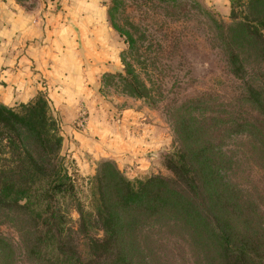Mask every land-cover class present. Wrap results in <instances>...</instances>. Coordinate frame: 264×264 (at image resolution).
Wrapping results in <instances>:
<instances>
[{
    "label": "trees",
    "instance_id": "obj_1",
    "mask_svg": "<svg viewBox=\"0 0 264 264\" xmlns=\"http://www.w3.org/2000/svg\"><path fill=\"white\" fill-rule=\"evenodd\" d=\"M226 4L231 22L210 21L231 73L242 78L251 58L264 64V0ZM237 6L253 17L240 16ZM126 71L119 74L125 89L147 102L145 84ZM258 78L241 97L257 117L232 122L235 133L246 132L264 175V68ZM50 100L40 92L15 106L0 103V209H20L35 224L38 231L27 248L34 264H142L138 231L150 219L166 224L171 234H184L188 251H203L211 264H257L264 236L257 229L254 203L223 174L219 145L200 139L205 123L176 127L180 144L165 155L171 177H131L113 159H101L86 172L83 190L76 169L67 166L76 162ZM209 124L211 130L218 128ZM72 209L79 215V238L69 236ZM3 252L0 248V264Z\"/></svg>",
    "mask_w": 264,
    "mask_h": 264
},
{
    "label": "rangeland",
    "instance_id": "obj_2",
    "mask_svg": "<svg viewBox=\"0 0 264 264\" xmlns=\"http://www.w3.org/2000/svg\"><path fill=\"white\" fill-rule=\"evenodd\" d=\"M105 3L108 22L121 46L114 51L116 68L101 77L100 95L114 122L119 123L117 119L121 116H134L136 121L149 124L152 138L159 139L143 146L140 174L171 177L165 155L180 144L176 127L182 128V122H192L194 127L205 123L200 139L219 145L223 174L253 201L257 229L264 236V175L246 132L235 133L232 122L234 118L254 121L257 117L256 111L246 107L241 97L247 84L259 81L264 64L251 58L244 64L242 78L231 73L217 28L210 21L212 17L230 23L229 6L209 0H106ZM237 9L240 16L253 17L243 6ZM126 70L145 84L147 102L125 89L119 74L126 75ZM210 122H215L218 128L213 126L211 130ZM78 152L81 153L75 154L76 163L67 166L76 169L77 185L84 190L86 157L82 151ZM70 215L73 221L69 236L79 238L75 231L79 215L75 209ZM169 229L159 220L143 222L138 231L142 264H211L210 255L203 251L191 254L185 235L171 234ZM37 231L20 209H0V235L5 239L0 246L5 258L2 264H34L27 248ZM256 261L264 264V247Z\"/></svg>",
    "mask_w": 264,
    "mask_h": 264
},
{
    "label": "crops",
    "instance_id": "obj_3",
    "mask_svg": "<svg viewBox=\"0 0 264 264\" xmlns=\"http://www.w3.org/2000/svg\"><path fill=\"white\" fill-rule=\"evenodd\" d=\"M105 2L0 0V103L15 106L40 92L49 94L75 162V154L82 151L86 172L98 160L113 159L137 175L143 146L159 139L152 138L149 124L134 116L114 122L100 95L101 77L116 68L114 51L121 46ZM82 109L87 124L74 128Z\"/></svg>",
    "mask_w": 264,
    "mask_h": 264
},
{
    "label": "built area",
    "instance_id": "obj_4",
    "mask_svg": "<svg viewBox=\"0 0 264 264\" xmlns=\"http://www.w3.org/2000/svg\"><path fill=\"white\" fill-rule=\"evenodd\" d=\"M87 124V112L85 109L79 111L78 116L75 121L77 128L83 129Z\"/></svg>",
    "mask_w": 264,
    "mask_h": 264
}]
</instances>
